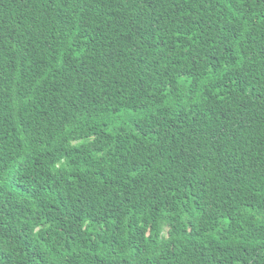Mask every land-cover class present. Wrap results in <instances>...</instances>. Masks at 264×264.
<instances>
[{
	"label": "trees",
	"instance_id": "trees-1",
	"mask_svg": "<svg viewBox=\"0 0 264 264\" xmlns=\"http://www.w3.org/2000/svg\"><path fill=\"white\" fill-rule=\"evenodd\" d=\"M0 264H264V0H0Z\"/></svg>",
	"mask_w": 264,
	"mask_h": 264
}]
</instances>
